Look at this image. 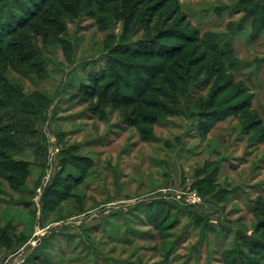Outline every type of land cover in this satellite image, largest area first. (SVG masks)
I'll list each match as a JSON object with an SVG mask.
<instances>
[{"label":"rangeland","instance_id":"obj_1","mask_svg":"<svg viewBox=\"0 0 264 264\" xmlns=\"http://www.w3.org/2000/svg\"><path fill=\"white\" fill-rule=\"evenodd\" d=\"M16 1L0 0V10ZM64 1L75 14L35 0L31 12L42 8L56 32L45 42L8 36L6 45L24 47L0 57V161L34 164L22 188L1 185L0 228L27 240L2 264H264V30L249 35L246 18L262 0ZM0 16L7 29L18 25ZM207 40L235 51L239 80ZM116 73L119 91H109L136 104L95 95ZM36 91L48 103L31 117L21 111ZM187 91L194 104L184 103ZM212 93L218 112L239 102L254 110L214 123L200 104ZM145 118L155 125H133ZM56 155L63 169L52 170L49 186L59 203L44 209L35 201L40 166Z\"/></svg>","mask_w":264,"mask_h":264},{"label":"trees","instance_id":"obj_2","mask_svg":"<svg viewBox=\"0 0 264 264\" xmlns=\"http://www.w3.org/2000/svg\"><path fill=\"white\" fill-rule=\"evenodd\" d=\"M43 1L44 2H46V1L48 2L50 0H43ZM51 1H54V2H56L58 4V6L60 8L59 9V13L57 12L58 15L64 17L65 15L69 16V15L75 14V11H74L73 8H71V6H70L71 3L69 1H67V3L64 0H61V1L60 0L59 1L58 0H51ZM117 1H119L120 3H126L127 4L131 0H117ZM34 3H35V0H17L16 3H15L16 5H12V6L9 5L6 8H1L0 14H3L4 12H7V15L11 14L13 18L17 17V21L16 22H17L18 25L16 27H14V28H12L13 26H10L7 29L5 23H10V22L5 20V19H3V18L1 19V16H0V33L2 34L0 36V57L2 56L4 51H8L9 54L15 53L16 51H12V50H9V49H11L12 47H15L16 45L19 48H23L24 47V45H23V43L21 41H17L13 45H10V43L9 44L7 43V45H6V37H8V36H13V35L21 32V31H24V36H28L29 34H31L33 36H36V37H38L40 35H43L42 36L43 37V41L45 42V40L50 35H52L54 32H56V27L55 26H59L58 23L55 24V26H54V25L50 24L49 22H46L45 20L40 18L38 13L40 12V10H42V8H40L37 12H31L32 9H33V4ZM23 12L27 13L28 19L24 20L23 22L20 23L21 18H22L20 15ZM24 15L26 16V14H24ZM12 17L10 19H13ZM246 18L249 21L250 27H251V30L248 33L249 35L251 34L252 37H254L252 33H258L260 31L262 32L264 30V0H262L260 2H257L255 4H253L251 7H249L247 9ZM35 19H38V21H43V24L46 27V29L44 30L45 27H43L42 25L41 26L39 25L40 22L39 23L38 22H34ZM5 21H7V22H5ZM206 44L205 45H206L207 49L209 50V53L211 52V53H214V54L222 57V60L225 62L226 71H229V72L232 73L231 78H233V80H239L237 78V76H239L238 75V72H239L238 68H241L240 64L237 67V63L235 61L231 60V56L232 57L236 56L235 51L233 52L232 49H227L225 47L222 48L221 44H219L216 40L215 41L214 40L213 41H210V40L208 41L207 40ZM4 45H6L7 47L4 48L3 47ZM28 46H30V47L32 46L31 48L35 47L31 43H27V48H29ZM25 47H26V45H25ZM117 52L130 53V52H134V51H129V49H128L127 51H119V50H117ZM137 52L138 51L136 50L135 53H137ZM157 56H158V54H156L155 56L152 55V57H157ZM33 58H34L33 55H30L27 60L24 58V59H20V61L23 62V63H29V61L32 60ZM258 64L259 65L264 64V58H261L259 60ZM31 69H34V66H32ZM42 70H44V69L42 68V69H40L38 71H42ZM114 76L115 77L112 76V78H114V81L113 82L110 81L109 83H105V85H103L102 89H99V91H97L95 95L99 94V97H102V99L107 100L109 102H112V103L116 104L117 106H119V105L127 106V105L136 104L135 101H131V102L127 101L126 97L123 98V95H122V97H120L121 99H119V97L114 95L115 92L119 91V87L115 85L117 79H119L118 78L119 75H118V73H116V74H114ZM106 78H107V76L105 75L104 79H106ZM169 80H170L169 83L171 84V86L173 88V91H174L173 94L175 95L176 93H179L180 92L179 85L176 84V83H173L174 79L172 80V78H169ZM162 82L164 83V80ZM102 83L103 82L100 81V82L95 83V84L97 86L98 85L100 86ZM128 84H130V83H128ZM113 87L115 88V91H114V93H111V91H109V90L111 88H113ZM166 91L168 92L169 90H166ZM36 92L37 93H32L31 95H29L23 101V102H25L24 106L27 105L30 108L27 109V107H24L25 111H21L23 113L31 115V117L32 116H36V114L39 113L40 109L43 106H45V104L48 103V102H46L48 100L47 99H43V97H42L43 95H41V93H39V91H36ZM188 94H189L188 91L183 94L184 98H185L184 99L185 100L184 103L186 105L194 104L197 101V99L195 98L191 103L187 102L186 98H187ZM34 96H35V98H34ZM215 101H216L215 93H212V96L209 99H207V101H201L200 102L201 105L203 104L204 107L206 106L208 108L206 110L208 115L211 114L212 112L216 113V116H217L216 118L217 119L214 121V123H217V121L219 122V121H221L223 119H227V118H229L231 116L238 117L244 111L248 110L249 108L253 109L252 102H250V106L247 105L245 107H242L243 102L232 104L231 106L228 105V104H231V103H228V104L226 103L229 107H226L225 109H223V110L218 112L216 108L212 109L215 106ZM41 102H43V103L41 104ZM0 103H1V101H0ZM0 105L2 106V105H5V104H0ZM100 105L96 108V110L100 109V107H101ZM220 108H222V107H220ZM211 109L215 110V111H212ZM256 112L258 114V111H256ZM199 114H203V111L199 112ZM132 118H134V117L130 116L128 118L129 119L128 121H130ZM214 123H212V125L208 128V131H210L214 127V125H215ZM142 124H145L147 126H148V124L150 126L151 125L154 126L155 122L154 121H149L147 118H145V119H143L141 121L135 122V124H133V125L135 127H139ZM12 132H13V134L11 136V140H12V143H11L12 146L11 147H14V146L15 147H19V138H20L19 137V133L16 134V132H14V131H12ZM1 143L2 142H0V144ZM38 147H39L38 149L42 148L41 146H38ZM18 152L21 153V150H19ZM63 162H64V159L61 160V162H60L61 165H62ZM31 164L32 163L29 160H27V159H24V158L14 159V157L12 155H8V156H6L5 159L0 161V180H1L0 181V192H1V190H3V188H1V185L3 184L2 182L8 183L10 185V187H12L13 189L22 188L23 185L27 182V180L29 178ZM61 169H63V167ZM69 188H70V186H69ZM54 190H56L55 191V195H56V193L58 192L57 190H59L58 188L55 189V188H50V186L47 187V189L45 191V195L43 197L44 198V201H43L44 202L43 203L44 204V209H49L50 208L47 204H50L51 206H54V205L59 203V200H56V201L52 200V197L50 196V195H52V192L54 193ZM61 197H63L62 200H66V199H68L70 197V195L64 196V194H63V195H61ZM159 204H161V203H159ZM167 211H169V210H167ZM14 236L17 238L18 241H23V240H21V238L17 237L13 233L12 229H6V228L2 229V228H0V243L3 244L4 246L10 247L13 244V237ZM254 250H255V248H252V250H251V252L253 254H255ZM249 264H257V263L253 259V261H250Z\"/></svg>","mask_w":264,"mask_h":264},{"label":"crops","instance_id":"obj_3","mask_svg":"<svg viewBox=\"0 0 264 264\" xmlns=\"http://www.w3.org/2000/svg\"><path fill=\"white\" fill-rule=\"evenodd\" d=\"M52 141L54 142V137H52ZM38 148L39 147L35 148V150H37V152H39V150H41ZM52 148L54 151V149H57V145L53 144L50 146L51 152H52ZM56 159H58V161L55 164ZM60 160H61L60 157L58 155H56L55 157H53L51 162H49V160H48V163L46 166H45V163H43V165L40 166V168L43 169V171H42V176H41L42 178H41V181L39 183V186L36 188V196H35L36 202L37 201L38 202L41 201V203L43 202V200L41 198H42L43 193L46 191L47 187H49V181H50V178L52 177V173H53L52 170H54V172H55L56 168L61 170L62 166L60 165ZM33 169H34V164H31L29 178L32 175ZM23 241H18L17 238L14 236L13 237V244L10 247L4 246L3 244L0 243V264H2L3 260L8 255H10V253L16 254L17 252H19L23 248V246L27 243V240H23Z\"/></svg>","mask_w":264,"mask_h":264},{"label":"built area","instance_id":"obj_4","mask_svg":"<svg viewBox=\"0 0 264 264\" xmlns=\"http://www.w3.org/2000/svg\"><path fill=\"white\" fill-rule=\"evenodd\" d=\"M56 151H58V150L56 149ZM191 196H192V197H193V196L195 197L196 195H195V193H192Z\"/></svg>","mask_w":264,"mask_h":264}]
</instances>
